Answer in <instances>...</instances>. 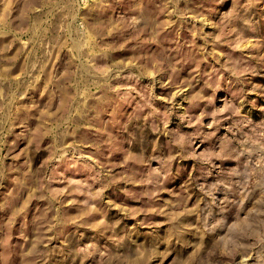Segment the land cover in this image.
Instances as JSON below:
<instances>
[{"label": "clouds", "instance_id": "clouds-1", "mask_svg": "<svg viewBox=\"0 0 264 264\" xmlns=\"http://www.w3.org/2000/svg\"><path fill=\"white\" fill-rule=\"evenodd\" d=\"M0 264H264V0H0Z\"/></svg>", "mask_w": 264, "mask_h": 264}]
</instances>
